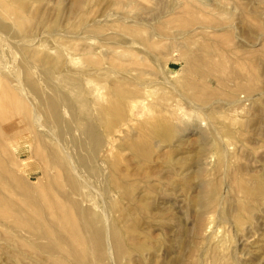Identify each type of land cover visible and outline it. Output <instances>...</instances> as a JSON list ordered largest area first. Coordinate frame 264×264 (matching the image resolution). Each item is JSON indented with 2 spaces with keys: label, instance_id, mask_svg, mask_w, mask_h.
<instances>
[{
  "label": "rangeland",
  "instance_id": "obj_1",
  "mask_svg": "<svg viewBox=\"0 0 264 264\" xmlns=\"http://www.w3.org/2000/svg\"><path fill=\"white\" fill-rule=\"evenodd\" d=\"M0 264H264V0H0Z\"/></svg>",
  "mask_w": 264,
  "mask_h": 264
}]
</instances>
